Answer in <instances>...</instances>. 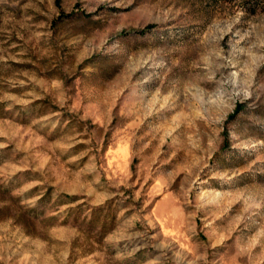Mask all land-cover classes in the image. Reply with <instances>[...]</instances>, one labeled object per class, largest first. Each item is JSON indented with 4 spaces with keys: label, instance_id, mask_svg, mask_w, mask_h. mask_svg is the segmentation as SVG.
Instances as JSON below:
<instances>
[{
    "label": "rangeland",
    "instance_id": "374dc122",
    "mask_svg": "<svg viewBox=\"0 0 264 264\" xmlns=\"http://www.w3.org/2000/svg\"><path fill=\"white\" fill-rule=\"evenodd\" d=\"M0 264H264V3L0 0Z\"/></svg>",
    "mask_w": 264,
    "mask_h": 264
},
{
    "label": "trees",
    "instance_id": "16d2710c",
    "mask_svg": "<svg viewBox=\"0 0 264 264\" xmlns=\"http://www.w3.org/2000/svg\"><path fill=\"white\" fill-rule=\"evenodd\" d=\"M56 1H57V4H58V5H59L60 2H61V0H56ZM260 3L263 5L264 0H260ZM151 27H152V26H148V28L145 29V30H142L141 33H145V32H147ZM242 107H243L242 104H238L237 107H236V110H235L234 114H232V115L229 117V119L231 120V119L235 118V116L241 111Z\"/></svg>",
    "mask_w": 264,
    "mask_h": 264
}]
</instances>
